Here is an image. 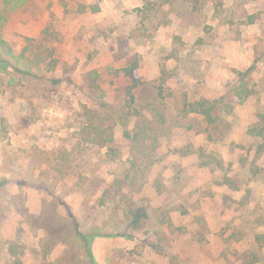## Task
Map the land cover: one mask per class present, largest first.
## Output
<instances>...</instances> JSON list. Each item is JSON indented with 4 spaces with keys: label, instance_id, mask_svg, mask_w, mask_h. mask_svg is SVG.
<instances>
[{
    "label": "rangeland",
    "instance_id": "obj_1",
    "mask_svg": "<svg viewBox=\"0 0 264 264\" xmlns=\"http://www.w3.org/2000/svg\"><path fill=\"white\" fill-rule=\"evenodd\" d=\"M0 40V264H264V150L248 133L264 122V0H0ZM163 65L156 161L130 170L135 117L117 119L115 159L80 142L83 104L118 109L132 88L146 114ZM184 93L227 110L177 122Z\"/></svg>",
    "mask_w": 264,
    "mask_h": 264
},
{
    "label": "trees",
    "instance_id": "obj_2",
    "mask_svg": "<svg viewBox=\"0 0 264 264\" xmlns=\"http://www.w3.org/2000/svg\"><path fill=\"white\" fill-rule=\"evenodd\" d=\"M2 45L5 44L4 40H0ZM23 50L19 55L15 56L16 61H23L24 64H28L27 68H41L43 65L42 59L39 57H28ZM56 59L49 61L50 69L56 65ZM54 64V65H51ZM136 65L116 69V73H123L124 75H132ZM240 74H245L240 72ZM91 80V88L93 92L98 95L100 99L105 97V91L98 81V74L89 73ZM168 71L163 65L161 74L159 76L158 85L155 86V95L153 100L149 101L146 108V114H143L137 107H132L135 103V92L132 88H128L127 104H122L118 109L110 110V108L104 107V109L94 108L87 104L82 105L83 125L79 129V140L87 147L98 146L106 149L105 154L110 159H115L118 156V150L115 147V127L117 125V119L135 117L137 124L134 130L127 131V137L131 143V166L130 170L135 173L148 166V164L156 161V153L159 145L161 144V138L170 133L171 124L167 116V98L170 92L166 90V82L168 80ZM244 80V79H243ZM236 85L234 88L239 98H245L250 93L247 92V86L243 82ZM227 105L221 104L220 101L210 99L205 96L198 98H191L187 93L181 95L179 102L178 117L175 121L188 117L200 118L206 123L207 126L214 125L221 117V112L227 110ZM135 110H137L135 112ZM116 118V119H115ZM248 133L251 136L257 137L261 140L257 152L261 153L264 150V122L258 121L254 126L249 127ZM202 166H206L210 163L207 159L200 162ZM93 237L89 234L86 238ZM257 242L264 244V234L261 233L257 237ZM90 247V245L88 246ZM90 255V251L88 252Z\"/></svg>",
    "mask_w": 264,
    "mask_h": 264
}]
</instances>
